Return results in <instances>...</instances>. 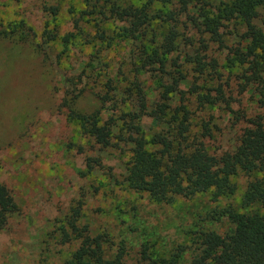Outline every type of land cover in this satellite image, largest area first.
Masks as SVG:
<instances>
[{
	"label": "rangeland",
	"instance_id": "obj_1",
	"mask_svg": "<svg viewBox=\"0 0 264 264\" xmlns=\"http://www.w3.org/2000/svg\"><path fill=\"white\" fill-rule=\"evenodd\" d=\"M148 2L0 0V31L12 33L0 40V184L17 204L8 225L0 230V264H66L71 260L80 243H63L60 229L79 200L83 202L81 224L88 225L93 236H103L107 257L123 251V264H152L177 255L188 264L198 247L200 230L225 234L232 228L227 218L219 220L215 213L226 208L264 212L259 205H242L249 183L262 178V173L239 172L232 178L236 193L218 199L207 192L159 203L148 193L133 190L126 182L130 148L96 145L61 107L72 91L81 95L77 110L100 109L102 119H107L113 113L111 102L102 106L98 98L108 89L106 83L112 80L121 95L119 90L123 94L136 78L148 91L149 105L156 102L154 67L144 65L150 59L143 44L150 48L168 32L172 24L163 16L171 6L155 2L149 7L151 23L138 40L126 36L130 19L121 20L110 12L114 4L141 8ZM207 10L211 16L218 15L214 4ZM260 11L256 24L264 30V10ZM191 14L199 18L198 9ZM175 25L181 39L179 52L172 56L184 60L194 53L186 38L199 41L201 35L187 16ZM245 31L244 25L229 22L221 28L224 44L206 36L209 59L218 61L232 103L230 108L216 105L196 112V130L201 124L211 129L206 144L212 154L233 151L248 120L264 118V72L262 83L248 85L245 75L252 74L248 66L233 62L237 49H251V42L238 37ZM190 86L184 83L181 88ZM142 125L147 133L156 129L150 117L143 118ZM89 156L102 164L92 172L87 166Z\"/></svg>",
	"mask_w": 264,
	"mask_h": 264
},
{
	"label": "trees",
	"instance_id": "obj_2",
	"mask_svg": "<svg viewBox=\"0 0 264 264\" xmlns=\"http://www.w3.org/2000/svg\"><path fill=\"white\" fill-rule=\"evenodd\" d=\"M155 2L172 8L163 16L165 22L172 24L168 32L150 48L143 44L144 53L150 59L144 65L154 67L152 71L158 85L156 102L149 105L148 91L136 78L123 90V94L119 90L121 95L116 93L118 90L112 86V80L106 83L108 89L98 98L102 106L111 102L113 113L107 119H102L100 109L91 113L77 110L76 101L81 95L72 91L61 107L69 120L81 124L82 132L96 145L130 148L126 182L133 190L146 192L159 203L176 196L192 199L207 192H213L217 199L233 196L236 186L232 178L239 172L264 175V118L258 116L248 120L240 143L233 151L220 155L210 152L206 139L212 136L211 129L208 124H201L196 130V112L216 105L230 108L232 103L226 96L218 61L209 59L210 41L206 36L222 45L224 34L221 28L229 22H234L236 27L244 25L246 31L238 37L251 42V49L249 52L237 49L233 62L248 66L252 73L245 75L248 85L254 81L262 83L264 30L257 26L256 20L261 17L260 10H264V0H149L141 8L114 4L110 12L121 20L130 19L126 36L138 40L151 23L149 7ZM213 4L218 7L217 16H211L207 10ZM193 9H198L199 18L191 14ZM184 16L193 23L201 38L199 41L193 36L186 38L194 53L188 52L185 59L180 60L172 55L179 52L181 39L175 24ZM26 30L31 33L30 29ZM11 34L7 30L0 31V40ZM184 83L191 85L188 90L181 88ZM113 91L115 94L111 96ZM145 117H150L155 123L154 132L144 130L142 121ZM101 165L99 158H87L90 172ZM242 205L245 208L259 205L264 211V176L249 183ZM16 209L17 204L10 191L0 184V230L6 228ZM82 210L83 202L79 200L71 207L60 229L63 243L73 240L80 243L66 264H123V251L114 258L107 257L103 236H93L88 225L81 224ZM215 214L219 220L227 218L232 228L225 234L200 230L198 247L188 264H264V212L240 213L226 208ZM152 264L184 263L177 255L171 259H157Z\"/></svg>",
	"mask_w": 264,
	"mask_h": 264
}]
</instances>
